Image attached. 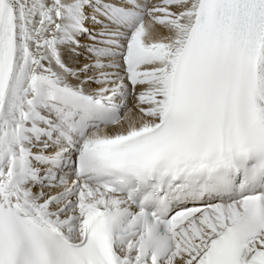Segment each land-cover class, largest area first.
Masks as SVG:
<instances>
[{"label": "snow or ice", "instance_id": "snow-or-ice-1", "mask_svg": "<svg viewBox=\"0 0 264 264\" xmlns=\"http://www.w3.org/2000/svg\"><path fill=\"white\" fill-rule=\"evenodd\" d=\"M0 264H264V0H0Z\"/></svg>", "mask_w": 264, "mask_h": 264}]
</instances>
